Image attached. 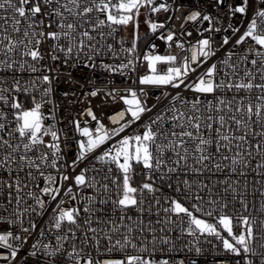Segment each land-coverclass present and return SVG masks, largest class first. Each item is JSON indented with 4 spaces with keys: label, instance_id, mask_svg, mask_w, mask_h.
<instances>
[{
    "label": "snow or ice",
    "instance_id": "6c2138e0",
    "mask_svg": "<svg viewBox=\"0 0 264 264\" xmlns=\"http://www.w3.org/2000/svg\"><path fill=\"white\" fill-rule=\"evenodd\" d=\"M142 9L167 54L138 51ZM129 27L130 40L119 35ZM80 69L131 83L82 92L68 131L46 124L58 85L64 97L85 88ZM151 89L162 90L152 103ZM206 254L264 264V0L186 11L177 0H0V264Z\"/></svg>",
    "mask_w": 264,
    "mask_h": 264
},
{
    "label": "built area",
    "instance_id": "2783aa9c",
    "mask_svg": "<svg viewBox=\"0 0 264 264\" xmlns=\"http://www.w3.org/2000/svg\"><path fill=\"white\" fill-rule=\"evenodd\" d=\"M181 2L184 5L185 11L188 10L189 8H191L192 10H196L197 8H200V7H204L207 10V0H177V3H181ZM230 2H231V0H230ZM211 11H213L215 13L218 10L212 9ZM169 14H171V13L154 14L152 18L158 19V20H163L165 18V16H167ZM180 14L181 13H176V15H180ZM147 15H148L147 10L142 9L141 10V16H140V22L143 23L144 19ZM220 15L223 16V13L221 12ZM243 22H244L243 17L238 16L236 18L237 24L242 26ZM172 23L175 26V30L178 31L179 30V23L176 22L175 20H173ZM204 26H207V24L205 23ZM187 27L189 28V30H193L192 25H188ZM127 29H131V31H127ZM127 29L122 30L119 33V35H123L125 38L130 40L131 35H132V28L129 27ZM145 33H147V39L144 38ZM158 34L159 33H157V35ZM140 35H141V42L139 44L138 51L146 52V51H148L147 45L149 43H154L157 45V48H156L157 53L167 54L168 48H167V45L165 44V42L156 39V36H154L153 34L148 32V28L144 29V31L142 33H140ZM194 36H195V32H194ZM185 39H187V38H185ZM217 39H219V35L217 36ZM105 61L109 62V63H116V60H114L110 56L105 57ZM145 71H146L145 66L143 64V61L141 60L140 64H139V72L138 73H130L129 76L131 77V79H135L137 75L144 74ZM73 75L77 81H79L81 84L85 85V88L77 90V97H71V96L70 97H64L62 95V93L64 91L68 90L70 86L67 84L58 85L56 93L52 97L54 103L59 106L55 111L56 120L55 121H52V120H46L45 121L46 124L56 123V127L58 129H62L64 131H68L71 128V120L77 115V112H79L80 109H82L84 107L83 103L75 102L77 100V98H79L81 101L84 100V97L82 96V92H84L87 89H90L94 86L105 87V85H107L108 87L126 88L131 83L130 79L128 80V83H125L126 77H124V76H120L118 74L109 75L100 69H97L95 71H91L88 69H80V70L75 71ZM89 79H91L93 81V83H88ZM133 87H135V85H133ZM161 91H162L161 89H151L150 96L152 97V99L149 102L150 103L155 102L154 101L155 96L160 95ZM186 94H188V93H186ZM96 101L98 102L99 98H96ZM51 107L52 106L49 105L48 108H46L44 111L47 113ZM122 107H123L122 102L119 104H115V105L110 104L109 107L103 113L100 114L103 122L106 124H109V121L107 119H105V116L111 115L113 110L118 111ZM93 124H94V122H93ZM109 126H111V125H109ZM137 130H138L137 126L134 125L132 128L126 129V133L131 135ZM109 143H111V142H109ZM104 147H107V145H105ZM190 203H192V202L189 201V204ZM197 215H199V214L197 213ZM36 219L39 220L40 218L37 217ZM116 255H119V254H116ZM197 259H198V264H209L210 256H208L206 254L205 256L198 257Z\"/></svg>",
    "mask_w": 264,
    "mask_h": 264
},
{
    "label": "rangeland",
    "instance_id": "374dc122",
    "mask_svg": "<svg viewBox=\"0 0 264 264\" xmlns=\"http://www.w3.org/2000/svg\"><path fill=\"white\" fill-rule=\"evenodd\" d=\"M145 27V28H144ZM147 28V25L143 22H140V33L144 31V29ZM127 31H131V29H127Z\"/></svg>",
    "mask_w": 264,
    "mask_h": 264
}]
</instances>
